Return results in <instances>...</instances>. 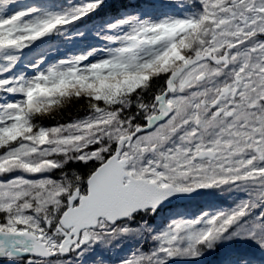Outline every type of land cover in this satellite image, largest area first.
I'll list each match as a JSON object with an SVG mask.
<instances>
[{"label":"snow or ice","instance_id":"6c2138e0","mask_svg":"<svg viewBox=\"0 0 264 264\" xmlns=\"http://www.w3.org/2000/svg\"><path fill=\"white\" fill-rule=\"evenodd\" d=\"M110 7L0 0V264H264V0Z\"/></svg>","mask_w":264,"mask_h":264},{"label":"trees","instance_id":"16d2710c","mask_svg":"<svg viewBox=\"0 0 264 264\" xmlns=\"http://www.w3.org/2000/svg\"><path fill=\"white\" fill-rule=\"evenodd\" d=\"M120 4L121 0H111V7L108 9V11L115 13L116 10L120 7Z\"/></svg>","mask_w":264,"mask_h":264},{"label":"rangeland","instance_id":"374dc122","mask_svg":"<svg viewBox=\"0 0 264 264\" xmlns=\"http://www.w3.org/2000/svg\"><path fill=\"white\" fill-rule=\"evenodd\" d=\"M94 43H99L98 41H93ZM72 50H75V49H72ZM64 53H61V55H63Z\"/></svg>","mask_w":264,"mask_h":264}]
</instances>
